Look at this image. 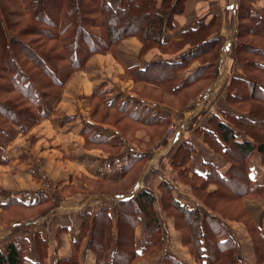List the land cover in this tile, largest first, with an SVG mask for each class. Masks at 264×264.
I'll return each mask as SVG.
<instances>
[{
  "label": "trees",
  "instance_id": "16d2710c",
  "mask_svg": "<svg viewBox=\"0 0 264 264\" xmlns=\"http://www.w3.org/2000/svg\"><path fill=\"white\" fill-rule=\"evenodd\" d=\"M112 1L0 0V137L10 133L12 124L27 132L50 118L72 77L95 55L115 56L128 38L141 42L142 56L157 48L175 58L127 69L124 78L134 81L133 91L139 99L120 95L109 99L105 83L96 88L88 100L90 115L97 123L114 125L122 135L144 128L152 141L161 139L171 117L144 100L177 107L181 103L176 105L175 100L186 102L215 80L222 48L217 16L183 29L180 39H167L166 30L178 28L177 16L185 12L188 0H120L116 6ZM239 19L232 57L243 65L244 77L230 78L226 91L230 104L242 113L223 111L212 116L207 127L196 130L230 166L224 174L213 162L205 163L206 174L192 171L189 164L197 148L195 142L186 141L173 154L172 167L202 206L190 207L178 200L166 179L158 185L164 218L172 222L187 253L198 263L242 264L240 245L227 224L232 221L246 227L256 263L264 264V209H258L254 218L244 206L246 199L264 198V186L253 180L249 167L256 153L264 162V15L254 14L252 3L242 0ZM196 62L201 65L181 77L180 73ZM84 135L88 146H100L110 153L121 151L118 137L106 138L88 128ZM4 151L5 144L0 141V164L6 163ZM119 159L122 176L132 177V184L147 155L129 152ZM105 181H96V190H103ZM211 185L217 188L210 190ZM142 224L146 228L144 253L137 250L135 242L136 229ZM68 230L61 227L58 236ZM163 230L156 195L143 189L118 203L115 218L109 207L82 213L72 256L57 264H81L79 255L86 241L96 264H137L162 252ZM29 250L26 237L16 238L0 251V264H47L44 258L36 262L26 259ZM162 264L187 263L168 254Z\"/></svg>",
  "mask_w": 264,
  "mask_h": 264
},
{
  "label": "crops",
  "instance_id": "0c3cea01",
  "mask_svg": "<svg viewBox=\"0 0 264 264\" xmlns=\"http://www.w3.org/2000/svg\"><path fill=\"white\" fill-rule=\"evenodd\" d=\"M249 1L254 14L264 15V0ZM241 2L188 0L185 12L177 16L178 28L166 30L169 31L166 38L180 39L183 29L217 16L221 21L218 37L222 39L217 76L204 91L194 98L190 97L179 108L144 100L157 111L169 114L171 121L176 117L181 119L180 128L183 127L184 133L190 136L188 138L195 142L197 148L189 166L192 171L201 174L209 170L206 162L215 163L222 174L230 166L223 156L199 138L197 132L193 133L195 127L192 132L190 129L195 123L199 127H207L212 116L236 110L228 101L226 85L233 76L244 77L243 65L232 57L238 39ZM164 14L168 15V12ZM161 58L173 59L175 55L163 54L154 48L142 56L141 42L136 37L128 38L120 44L115 56L95 55L83 71L72 77L50 118L40 121L27 132L12 124L10 133L0 137V141L5 144L6 160V163L0 164V251H5L12 240L24 236L30 242L26 259L36 262L44 258V263L57 264L59 259L72 256V242L78 237L82 213H95L102 207H109L115 218L119 202L133 198L143 189H149L156 195V208L164 221L165 245L162 252L144 258L137 264H162L168 254L178 255L187 264H209L193 260L187 248L182 245L172 222L164 219L158 195L161 179H166L173 186V193L178 200L190 207L202 206L191 188L182 182L172 167V157L179 144L167 142L168 130L161 139L152 141L150 133L144 128L134 134L122 135L118 127L97 123L90 115L88 98L104 83L109 99L117 95L123 99H139V95L133 91L134 81L124 78L127 69L133 66L144 67ZM200 65L199 62L194 63L180 73L181 77H187ZM220 77L222 80L219 82ZM86 128L106 138L118 137L122 143L121 151L110 153L100 146H88L84 135ZM151 129L154 131V128ZM179 140L180 137L174 139ZM129 152L147 155V160L132 184V177L122 176L123 165L119 159L123 153ZM249 167L253 180L264 186V162L259 153L250 159ZM104 179L103 190H96L95 182ZM216 188V185H211L209 189ZM244 206L255 218L257 210L264 208V198L262 201L246 199ZM21 213L22 216H19ZM19 217L25 218L18 220ZM227 224L240 245L242 264H257L253 240L246 227L232 221H227ZM64 226L68 227V232L58 236L59 229ZM145 233L144 224L138 226L135 242L140 253L145 252ZM79 257L81 264H96V256L88 248L87 241Z\"/></svg>",
  "mask_w": 264,
  "mask_h": 264
},
{
  "label": "rangeland",
  "instance_id": "374dc122",
  "mask_svg": "<svg viewBox=\"0 0 264 264\" xmlns=\"http://www.w3.org/2000/svg\"><path fill=\"white\" fill-rule=\"evenodd\" d=\"M113 2V4L116 6V5H118L119 4V2H120V0H113L112 1ZM166 14H167V12H165ZM168 33H169V31H166V35L165 36H168ZM229 56H230V52H229ZM225 57V51H223V54H222V58H224ZM137 61L139 60V59H136ZM222 66H224V64L222 63ZM65 72H66V70H63V73L65 74ZM222 80V77H220V79H219V82ZM183 100H181V101H179L178 100V102H174V104H179V103H181L179 106H177L176 108H179V107H181L182 105H185L188 101H186V102H182ZM234 112H237V113H242L241 111H237V110H233ZM182 125V122H181V119L180 118H178V117H176V118H174L172 121H171V124H170V126H169V128H168V134H167V137H166V140H167V142L168 143H171V142H173L174 144H181V143H183V142H186V141H192V140H190L188 137H190V136H188V134H185L184 133V130H183V127L182 128H180V126ZM192 125H194L191 129H190V131L192 132L193 131V128H194V130L195 131H193V133H195V132H197L196 130H197V127L199 128V126L200 125H197L196 123L195 124H192ZM179 138L180 137V140L179 141H174V139H176V138ZM199 138H201V136L199 135ZM199 138H198V141H199ZM1 139V138H0ZM176 142V143H175ZM194 142V141H193ZM168 178L170 179L171 178V175L170 176H168ZM172 179H173V177H172ZM264 209V208H263ZM19 216H22V213L19 215ZM19 218H21V219H24L25 217H19ZM165 219V218H164Z\"/></svg>",
  "mask_w": 264,
  "mask_h": 264
}]
</instances>
